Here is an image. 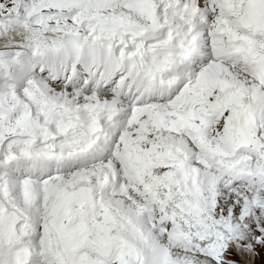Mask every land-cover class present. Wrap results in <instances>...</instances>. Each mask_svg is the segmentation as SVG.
<instances>
[{"label": "snow or ice", "instance_id": "snow-or-ice-1", "mask_svg": "<svg viewBox=\"0 0 264 264\" xmlns=\"http://www.w3.org/2000/svg\"><path fill=\"white\" fill-rule=\"evenodd\" d=\"M258 249L264 0H0V264Z\"/></svg>", "mask_w": 264, "mask_h": 264}, {"label": "rangeland", "instance_id": "rangeland-1", "mask_svg": "<svg viewBox=\"0 0 264 264\" xmlns=\"http://www.w3.org/2000/svg\"><path fill=\"white\" fill-rule=\"evenodd\" d=\"M258 252H260V255H257L255 258H250L251 260H254V263L255 264H264V250H260V249H258L257 250ZM236 259H238V260H242V261H245L246 262V264H248V259H249V257H239V256H237V257H235ZM251 263V262H250Z\"/></svg>", "mask_w": 264, "mask_h": 264}, {"label": "bare ground", "instance_id": "bare-ground-1", "mask_svg": "<svg viewBox=\"0 0 264 264\" xmlns=\"http://www.w3.org/2000/svg\"><path fill=\"white\" fill-rule=\"evenodd\" d=\"M245 258V257H244ZM251 262V263H250ZM248 264H255L254 260H251L250 258L248 259Z\"/></svg>", "mask_w": 264, "mask_h": 264}]
</instances>
